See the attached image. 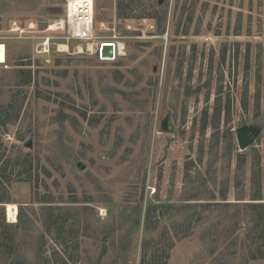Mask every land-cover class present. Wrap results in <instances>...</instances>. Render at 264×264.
I'll return each instance as SVG.
<instances>
[{
  "label": "rangeland",
  "instance_id": "1",
  "mask_svg": "<svg viewBox=\"0 0 264 264\" xmlns=\"http://www.w3.org/2000/svg\"><path fill=\"white\" fill-rule=\"evenodd\" d=\"M65 16L66 0H0V264H141L149 209L167 264H264L245 258L264 0H95L97 35L126 47L114 63L69 41ZM244 127L260 133L242 150ZM192 195L211 212L187 231Z\"/></svg>",
  "mask_w": 264,
  "mask_h": 264
},
{
  "label": "trees",
  "instance_id": "2",
  "mask_svg": "<svg viewBox=\"0 0 264 264\" xmlns=\"http://www.w3.org/2000/svg\"><path fill=\"white\" fill-rule=\"evenodd\" d=\"M31 76V74H30ZM2 176V175H1ZM4 178V177H3ZM1 179V177H0ZM6 180V179H5ZM4 181V180H3ZM3 183V182H2ZM225 194V193H224ZM259 194L260 191H259ZM226 195V194H225ZM191 198L187 199V203H184L183 205L179 206V209L181 211H187L188 215L185 218V224L188 228L187 231H190V229L194 225H199L201 222H204L206 219L204 214L205 212H211V204L206 203H191V202H197L199 199L198 195H192ZM225 197V196H224ZM253 200H262L261 195L255 196ZM7 203L5 200L0 201V204ZM219 207V205H216ZM248 209V216L251 218V220L256 225V232H254V229L251 231L250 235L255 236L254 239L251 241L250 245L247 246V254L245 255L246 260L249 261H264V203L263 202H253V203H247L246 205ZM1 208V206H0ZM202 209L201 212L198 213V211ZM2 210L4 208L2 207ZM156 215L158 219L161 218L162 213L156 212ZM140 219L136 222V224H139ZM152 210H147L146 218H145V230L147 232L146 239L143 240V258L141 261V264H167L168 259L170 257L169 250L171 248L170 242L166 241L165 245L163 244V249H157L155 254L151 253L150 248L152 247V241L150 236L148 234L153 230H155V226H151L152 224ZM55 222V221H54ZM52 222L51 224H53ZM196 222V223H195ZM200 222V223H198ZM153 225V224H152ZM8 226V225H7ZM251 229L247 233L250 232ZM14 237V236H13ZM250 236L247 235L246 239L249 240ZM10 242H14L15 238H10ZM121 242L125 245L132 243L131 235L125 236ZM158 242H161V238L158 239ZM153 249V247H152ZM160 252V253H159ZM49 261V260H48ZM15 263V261H12ZM64 263L67 264V261L64 260Z\"/></svg>",
  "mask_w": 264,
  "mask_h": 264
},
{
  "label": "built area",
  "instance_id": "3",
  "mask_svg": "<svg viewBox=\"0 0 264 264\" xmlns=\"http://www.w3.org/2000/svg\"><path fill=\"white\" fill-rule=\"evenodd\" d=\"M95 0H66V16L58 23V29L68 30V40L86 44V50L95 54L101 62L114 63L126 56V47L117 37L101 40L95 30ZM113 45L112 57L104 55V46Z\"/></svg>",
  "mask_w": 264,
  "mask_h": 264
},
{
  "label": "water",
  "instance_id": "4",
  "mask_svg": "<svg viewBox=\"0 0 264 264\" xmlns=\"http://www.w3.org/2000/svg\"><path fill=\"white\" fill-rule=\"evenodd\" d=\"M114 53L113 45H105L104 46V55L112 57ZM168 121L169 117L163 122V129L166 131L168 129ZM260 130L253 128V127H244L237 130V139L239 146L242 150L247 149L252 145L255 141V138L259 135ZM82 169L84 168L83 165L80 163L78 165Z\"/></svg>",
  "mask_w": 264,
  "mask_h": 264
},
{
  "label": "bare ground",
  "instance_id": "5",
  "mask_svg": "<svg viewBox=\"0 0 264 264\" xmlns=\"http://www.w3.org/2000/svg\"><path fill=\"white\" fill-rule=\"evenodd\" d=\"M17 207L13 205L8 206V217L11 221L15 222L17 220Z\"/></svg>",
  "mask_w": 264,
  "mask_h": 264
}]
</instances>
